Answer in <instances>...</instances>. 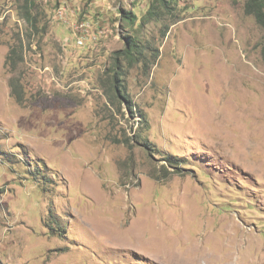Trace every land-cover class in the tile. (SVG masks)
I'll return each instance as SVG.
<instances>
[{
	"label": "rangeland",
	"instance_id": "374dc122",
	"mask_svg": "<svg viewBox=\"0 0 264 264\" xmlns=\"http://www.w3.org/2000/svg\"><path fill=\"white\" fill-rule=\"evenodd\" d=\"M245 2L0 0V264H264Z\"/></svg>",
	"mask_w": 264,
	"mask_h": 264
},
{
	"label": "trees",
	"instance_id": "16d2710c",
	"mask_svg": "<svg viewBox=\"0 0 264 264\" xmlns=\"http://www.w3.org/2000/svg\"><path fill=\"white\" fill-rule=\"evenodd\" d=\"M166 0H159V3H161L163 6H165ZM244 11L247 14H250L254 17L255 21L264 29V0H246L244 5ZM263 54H264V44H263ZM124 53H122L123 56H126L129 61L131 59H134V53L137 52L136 50V44L133 43V41H128V47L124 48ZM119 63L116 62V69L113 72V78H114V97L120 96L123 101L129 106V108L132 107V101L128 96V93L125 90L124 86H121V84L118 83L120 81V74L123 73V70H120ZM167 161L170 163H175L172 158H167Z\"/></svg>",
	"mask_w": 264,
	"mask_h": 264
},
{
	"label": "built area",
	"instance_id": "2783aa9c",
	"mask_svg": "<svg viewBox=\"0 0 264 264\" xmlns=\"http://www.w3.org/2000/svg\"><path fill=\"white\" fill-rule=\"evenodd\" d=\"M89 26L90 24L88 22H82L80 26L77 27V32L75 33V45L76 46L78 47L85 46L84 39H85L86 34L88 33ZM97 34H99V31L97 32Z\"/></svg>",
	"mask_w": 264,
	"mask_h": 264
},
{
	"label": "bare ground",
	"instance_id": "6f19581e",
	"mask_svg": "<svg viewBox=\"0 0 264 264\" xmlns=\"http://www.w3.org/2000/svg\"><path fill=\"white\" fill-rule=\"evenodd\" d=\"M196 95V94H195ZM198 102V101H197ZM149 237V236H148Z\"/></svg>",
	"mask_w": 264,
	"mask_h": 264
}]
</instances>
